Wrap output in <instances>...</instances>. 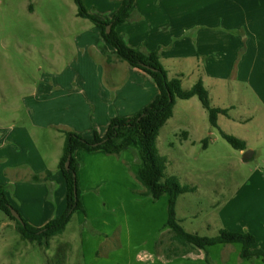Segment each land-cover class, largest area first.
I'll list each match as a JSON object with an SVG mask.
<instances>
[{
  "label": "rangeland",
  "instance_id": "rangeland-1",
  "mask_svg": "<svg viewBox=\"0 0 264 264\" xmlns=\"http://www.w3.org/2000/svg\"><path fill=\"white\" fill-rule=\"evenodd\" d=\"M102 37L100 27L79 15L75 0H0V119L18 125L24 159L39 148L46 164L54 166L50 157L65 141L64 131L93 138V129L106 128L105 112L116 96L130 95L132 108L128 105L122 114L124 105L114 107L113 117L137 114L134 103L144 84L138 80L122 87L114 77L106 78L111 55L101 61L99 55L111 44L104 37L100 42ZM208 84L211 104L230 108L228 115H219L218 126L212 125L198 96L177 98L174 115L158 137L167 174L196 187L179 196L177 217L188 231L202 236H217L221 229L251 232L255 246L264 250V93L252 91L254 82L241 79ZM222 131L248 142L247 150L254 154L246 159V151L234 148ZM139 149L133 145L120 154L104 152L87 160L78 154L79 161L88 163L87 180L81 183L86 209L74 213L49 247L23 239L15 220L0 210V264H193L181 255L162 262V256H174L182 246L172 241L165 226L169 196L155 201L142 194L144 186L136 178L143 165ZM55 171L51 167L50 174L24 179L17 192L24 204L39 203L45 219L66 210L62 183H48ZM57 171L62 180L63 171ZM45 186L52 191L51 203L45 199ZM64 187L67 201L66 180ZM61 245L67 256L63 263ZM210 248L212 264H264L260 258H241L240 243Z\"/></svg>",
  "mask_w": 264,
  "mask_h": 264
},
{
  "label": "crops",
  "instance_id": "crops-1",
  "mask_svg": "<svg viewBox=\"0 0 264 264\" xmlns=\"http://www.w3.org/2000/svg\"><path fill=\"white\" fill-rule=\"evenodd\" d=\"M83 1L87 10L102 20L113 17L123 2V0ZM117 31L131 47L144 52L157 50L169 75L171 77L182 75L183 87L186 89L192 88L201 79L211 95L212 91L208 83L218 84L219 81L241 79L254 82L252 91L259 90L264 93L262 85L264 81V0H136L129 20L118 25ZM100 42L104 43V38ZM103 48L107 51L106 54L104 52L100 54L101 56L99 55L100 61L108 54L111 55L108 59L111 61L109 68L104 71L106 78H108L107 75L114 77L118 86L122 87L137 84L138 80L144 84L139 88L138 97L134 103L136 112L139 113L159 94L157 84L154 81L152 83L153 79L150 75L148 77V73L119 58L112 45L109 48L106 46ZM108 60L103 59L101 63L105 65ZM135 78H137L136 81H134ZM187 79L190 82L189 86H185ZM122 96H116L115 102L111 103L105 112L108 119L106 128H95L94 133L95 131L101 135L106 133L110 120L116 114L114 107L124 105V108H119L122 114L127 112L128 105L132 108L130 95ZM217 107L230 109L226 104ZM231 107H235V104H231ZM64 143L65 141L60 142L57 153L50 157L54 166H50L49 162V166L46 164L45 155L39 148H35L37 152L24 159L21 152L22 136L19 134L18 125L3 118L0 119V184L5 186L12 204L18 206L21 214L37 227L44 226L56 215H49L48 219L42 218L43 210H40V204L35 201L32 204H24L17 196L18 188L23 186L24 179H35V175H44L47 171L50 172L52 167L56 171L50 176L48 183L52 185L59 181L62 183L60 195L63 206V202H67L66 187L63 188L65 180L64 177L61 180L57 170ZM78 154L81 160L83 156L87 160L88 156L94 155L101 158L104 151L95 150L90 151L91 155H83L78 150L77 157ZM81 160L78 177L85 208L81 183L87 180L84 172L88 170V163L86 160ZM45 193L46 201L51 203L52 191L49 187L45 186ZM38 219L41 220L34 221ZM5 223L12 224L9 220ZM210 250V247L207 250L194 247L181 256L193 264H205L206 254L209 255ZM174 257H180V255L162 256L161 259L162 262H168ZM210 264H212L211 259Z\"/></svg>",
  "mask_w": 264,
  "mask_h": 264
},
{
  "label": "trees",
  "instance_id": "trees-1",
  "mask_svg": "<svg viewBox=\"0 0 264 264\" xmlns=\"http://www.w3.org/2000/svg\"><path fill=\"white\" fill-rule=\"evenodd\" d=\"M135 1L123 0L121 7L113 17L102 20L87 10L83 0H75L79 8V15L90 19L101 28L103 37L115 48L119 58L148 73L157 84L159 94L136 115L132 117H113L104 135L95 131L94 137L89 139L73 130L64 131L65 143L63 154L58 164L67 183V207L63 214L53 218L41 227L31 224L25 218H23V224L13 216L11 212L13 206L8 198L6 188L1 184L0 210L9 218L15 220L16 229L20 232L23 239L49 247L51 239L66 230L74 213L79 210H85L78 177L80 162L76 152L84 149L88 151L103 150L107 154H120L133 145H139L143 165L136 177L144 186L142 194L152 197L155 201L164 195L169 196L168 219L165 226L169 227L172 232V241L182 246V250H176L174 256L186 253L194 247L207 250L208 247L217 244L240 243L242 245L241 258L247 260L261 258L264 261V250L255 246L256 238L251 232L221 229L217 236H202L197 232L188 231L177 217L176 206L179 196L195 191L196 187L183 184L176 175L167 174L168 160L160 153L158 147L160 131L169 119L173 117L177 98L189 99L198 96L209 111L213 126H218L219 115H228L229 109L215 107L211 104L210 93L203 80L200 79L192 88L185 89L182 75L171 77L157 50L144 52L138 48L131 47L121 38L117 31V26L129 20ZM108 25H112L110 32H107ZM188 134L187 131L184 132L186 138ZM222 135L234 148L247 150L248 146L245 140L225 131H222ZM204 146L207 147V143ZM70 156L71 163L70 167L67 168L66 163ZM35 178L39 177L36 176ZM63 249L64 247L61 245L59 248V253L61 254L58 255L60 262L67 257L62 252ZM206 261L210 264L208 253L206 254Z\"/></svg>",
  "mask_w": 264,
  "mask_h": 264
},
{
  "label": "water",
  "instance_id": "water-1",
  "mask_svg": "<svg viewBox=\"0 0 264 264\" xmlns=\"http://www.w3.org/2000/svg\"><path fill=\"white\" fill-rule=\"evenodd\" d=\"M111 28H112V25H108L107 26V32H110ZM253 152H254L253 150H246L245 158L249 159L252 156ZM70 158H71V156L69 157V159L67 160V163H66L67 164V168L70 167V163H71ZM11 212H12L14 217H16L21 223L24 224L23 217H22V215L19 213V211L16 208L12 207L11 208Z\"/></svg>",
  "mask_w": 264,
  "mask_h": 264
}]
</instances>
